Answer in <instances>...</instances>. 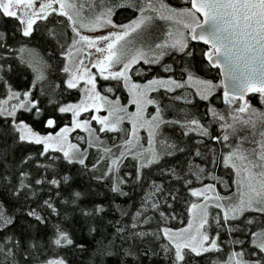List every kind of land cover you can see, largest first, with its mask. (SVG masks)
I'll return each instance as SVG.
<instances>
[{"label":"snow or ice","instance_id":"6c2138e0","mask_svg":"<svg viewBox=\"0 0 264 264\" xmlns=\"http://www.w3.org/2000/svg\"><path fill=\"white\" fill-rule=\"evenodd\" d=\"M0 264H264V0H0Z\"/></svg>","mask_w":264,"mask_h":264}]
</instances>
